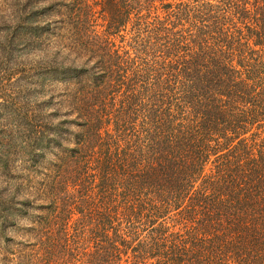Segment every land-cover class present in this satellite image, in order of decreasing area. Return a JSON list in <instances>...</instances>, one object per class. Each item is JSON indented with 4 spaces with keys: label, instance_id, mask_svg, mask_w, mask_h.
I'll use <instances>...</instances> for the list:
<instances>
[{
    "label": "trees",
    "instance_id": "obj_1",
    "mask_svg": "<svg viewBox=\"0 0 264 264\" xmlns=\"http://www.w3.org/2000/svg\"><path fill=\"white\" fill-rule=\"evenodd\" d=\"M82 4L0 0V242L34 236L2 260L264 264V0Z\"/></svg>",
    "mask_w": 264,
    "mask_h": 264
},
{
    "label": "rangeland",
    "instance_id": "obj_2",
    "mask_svg": "<svg viewBox=\"0 0 264 264\" xmlns=\"http://www.w3.org/2000/svg\"><path fill=\"white\" fill-rule=\"evenodd\" d=\"M51 1L56 2L57 0H28L32 6L36 5V7H39L42 9L43 6H49L51 4ZM37 2V3H36ZM86 6V7H85ZM101 7L99 5V0H84V4L81 5L78 11H73L77 16H79L80 20H85V24L89 29H93L94 31L101 32L104 27L107 25V22L105 21L103 13L100 12ZM46 19L50 20L51 22H55L59 25H61L60 29L61 35L57 36V34H54L52 36H46L45 43L48 45V47L52 48L55 46L54 43H59L61 46L69 45L70 44V10H68V7L65 6H56V8L46 11L44 14ZM63 19V24H60L58 21ZM41 16L39 15L38 20H41ZM37 20V21H38ZM69 20V24L66 22ZM64 25V26H63ZM65 29V30H64ZM64 30V31H63ZM120 34H117V37L113 42L120 46L122 44V40L120 37H118ZM67 59L64 60L66 62L67 60H70V54H66ZM45 92H54L56 96L57 106L60 107V112L62 113L63 110H66V106L69 107L70 105V83L65 84L62 82L53 83L51 81H47L44 84ZM65 92V95L63 94ZM68 93V95H67ZM63 96H58V95ZM59 101H62V103H59ZM1 124L3 121L0 122ZM64 137L66 135L64 134ZM50 157L52 158L53 155L50 154ZM52 164V163H51ZM1 171V170H0ZM2 177H0V181L3 180L4 176L0 173ZM2 189V186H1ZM28 223L21 221L17 228H13L12 230H8L6 235L12 239L11 242L1 243L0 242V264H7L2 260L8 252L11 251H17L20 255L25 256L29 251L32 249H29L27 245L28 243L34 241V236L32 234H29V232L26 230L24 226H26ZM62 254H59L58 257H61ZM51 259V258H49ZM67 259H63V261H56L54 260V264H70V262Z\"/></svg>",
    "mask_w": 264,
    "mask_h": 264
}]
</instances>
